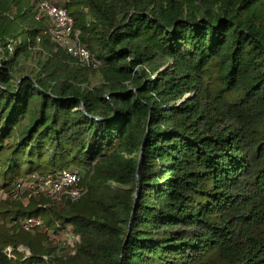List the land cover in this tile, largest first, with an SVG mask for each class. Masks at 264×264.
Here are the masks:
<instances>
[{"label": "trees", "instance_id": "trees-1", "mask_svg": "<svg viewBox=\"0 0 264 264\" xmlns=\"http://www.w3.org/2000/svg\"><path fill=\"white\" fill-rule=\"evenodd\" d=\"M62 2L96 67L0 0V264H264V0Z\"/></svg>", "mask_w": 264, "mask_h": 264}, {"label": "built area", "instance_id": "built-area-1", "mask_svg": "<svg viewBox=\"0 0 264 264\" xmlns=\"http://www.w3.org/2000/svg\"><path fill=\"white\" fill-rule=\"evenodd\" d=\"M42 12L46 13L52 25V36L58 45L65 48L70 55L76 58L83 67H96L100 64L95 61L91 52L81 43V33L74 28V20L69 16L62 0H39ZM12 52L13 47L9 45ZM20 186V185H19ZM87 191L84 186L82 177L69 170H64L58 174L56 179L48 178L39 182L35 186L36 194H46L56 201L65 199L79 200ZM33 221H28L27 226L33 225ZM79 239L66 236L61 245L68 247L70 251H74L75 244ZM27 257L30 252L24 248H19ZM10 254V249L6 250Z\"/></svg>", "mask_w": 264, "mask_h": 264}, {"label": "water", "instance_id": "water-1", "mask_svg": "<svg viewBox=\"0 0 264 264\" xmlns=\"http://www.w3.org/2000/svg\"><path fill=\"white\" fill-rule=\"evenodd\" d=\"M1 69H2V64H1V61H0V71H1ZM24 79H25V78L21 79V80L19 81V84H20L21 81L24 80ZM83 109H84V108H83ZM143 152H144V143H143L142 148H141L139 167H140L141 162H142ZM138 176H139V172H138V174H137V177H138ZM136 202H137V198H136V200H135V204H136ZM133 215H134V212H133ZM133 215H132V216H133ZM131 220H132V219H131ZM129 232H130V229H129ZM125 245H126V243L124 244V247H125Z\"/></svg>", "mask_w": 264, "mask_h": 264}, {"label": "rangeland", "instance_id": "rangeland-1", "mask_svg": "<svg viewBox=\"0 0 264 264\" xmlns=\"http://www.w3.org/2000/svg\"><path fill=\"white\" fill-rule=\"evenodd\" d=\"M168 68H172V65L168 66ZM152 79H153V78H152ZM152 79H151V80H152Z\"/></svg>", "mask_w": 264, "mask_h": 264}]
</instances>
